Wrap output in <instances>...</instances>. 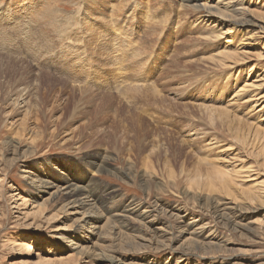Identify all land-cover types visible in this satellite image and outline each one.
<instances>
[{
    "label": "rangeland",
    "instance_id": "374dc122",
    "mask_svg": "<svg viewBox=\"0 0 264 264\" xmlns=\"http://www.w3.org/2000/svg\"><path fill=\"white\" fill-rule=\"evenodd\" d=\"M78 1L87 4V21L103 25L93 12L110 13L111 0ZM124 1L130 0L115 3ZM150 1L132 0L127 7L141 8L143 16L151 6L156 23L167 24L147 27L140 15L143 29L136 31L129 13L118 18L121 28L133 32L134 45L131 54L116 48L118 74L109 63L116 60L113 55H91L93 39L79 36L67 51L63 33L82 35L71 5L66 17L53 15V31L43 18L45 2L0 0V264H55L53 259L69 254L68 264H264L263 100L253 106L245 102L249 89L236 94L244 83L264 76V30L242 26L222 34L228 23L216 16L178 13L179 0H157L160 5L153 6ZM242 5L264 26V0ZM17 20L29 26L21 32ZM151 28L162 34L148 38L145 53L141 33ZM77 58L82 65L75 64ZM146 86H156L154 103L140 93ZM256 93L264 94V82ZM14 145L25 154L16 161ZM101 162L106 167L93 172L92 165ZM23 171L46 180L49 192L60 187L59 194L36 193ZM125 171L129 178L121 174ZM225 177L232 179L227 191L219 180ZM90 180L114 198L103 206L97 201L101 218L87 226L105 229L104 234L78 257L70 246L79 244L80 216L63 208L62 182L81 186ZM15 192L24 201L16 200ZM132 199L148 207L153 222L129 217V230L122 229L128 239L117 238L113 229L107 233L106 209ZM216 202L237 209L225 208L221 219L209 209ZM191 218L195 226H186ZM202 225L201 235L191 234Z\"/></svg>",
    "mask_w": 264,
    "mask_h": 264
},
{
    "label": "bare ground",
    "instance_id": "6f19581e",
    "mask_svg": "<svg viewBox=\"0 0 264 264\" xmlns=\"http://www.w3.org/2000/svg\"><path fill=\"white\" fill-rule=\"evenodd\" d=\"M43 2H45V5H43V14H44V17L43 18H48L47 22L50 23L53 31H54V27L57 26L56 24H54V22H52V17H54L53 15L57 16L58 14H63L65 13V9H66V6L67 5H71L73 8L76 9V11L78 12L77 13V18H79V20L77 21L76 20V23L77 25L79 23H81V26L77 29V31H81L82 35L79 33L77 34L76 33H73L72 31V35L71 33H63V37H64V41L66 42L65 45H67V51L71 50L70 47H72L70 45V43L72 42H76L78 40H81V38H84V41H87L89 42V39H93V41L97 42L94 47H93V50L90 51L91 55L92 56H95L96 58H99L100 55L102 54H108V55H113V57H115L116 60H112V62H109V63H112L114 66H115V71H118L120 74L121 73V65L118 64L119 62V59L117 58V54H116V51L118 50L119 52L123 50L125 51H130L129 48L131 49L133 45V43L129 40L130 37L133 35V32L132 31H127V26H124L121 28V26L119 25V20L118 18L123 14L125 16V14L127 15L128 13L130 14V17H129V20H130V23L133 25L134 27V30L138 31L140 28H142L140 22H139V18H140V11H141V8L138 10L135 8V6L133 5H130L129 7H127V5L132 1H124L123 3H120L118 5H116V0H111L109 5H110V8L108 6V9H111L110 13L107 14V11L102 8L101 10H98V11H94L93 12V15H96L97 16V20L100 21L103 25H98L95 27V25L92 23V19L91 18H88V21L87 19H85V15L86 13L84 12L83 10V6L85 5V7L87 6L86 3H81L80 1L78 0H67L65 3H60L59 0H41ZM62 1V0H61ZM157 0H151L150 1V5H154L156 3ZM181 3L177 4V7L176 9L174 10H177L178 13H184L186 12L187 10H195L197 12H202L203 11V14L200 15L201 17L202 16H216L217 18H219L224 24L225 22L228 23V28L227 29H224L223 33L222 34H228L231 30L235 29L236 27H245V26H253V27H257L261 30H264V26L262 25L263 23H261V21L255 19L251 13L247 12L246 9L244 7H242V0H217L216 3L214 4H211L208 0L200 3V0H179ZM169 2V1H168ZM139 3L141 4V2L139 1ZM165 3V2H164ZM162 4V3H161ZM121 5V6H120ZM155 5H160L159 3L155 4ZM164 5V4H163ZM162 5V6H163ZM170 5V4H168ZM172 5V4H171ZM174 5V4H173ZM242 7V8H241ZM41 8V7H40ZM160 8V7H159ZM39 9V8H38ZM133 9H136V11ZM144 8H142L143 10ZM41 11V12H42ZM155 11L154 8L151 6L149 7V10H146L145 11V14L142 16V19H144V25H148L147 27H153V26H161V24H167V21H158L159 23H156L155 21V17H154V14H155ZM195 13V12H194ZM38 14V13H37ZM41 13V15H43ZM128 14V15H129ZM198 14V13H196ZM31 15V14H30ZM67 15L66 13L63 14V16ZM165 15V14H164ZM179 15V14H178ZM73 16V15H72ZM158 16V15H157ZM66 17V16H65ZM71 17V16H70ZM127 17V16H126ZM167 17V16H166ZM185 17V16H184ZM29 18V16H28ZM76 18V19H77ZM37 19V18H36ZM42 21H44V19H40ZM165 20V19H163ZM168 20V19H167ZM18 21V29L23 30L24 28L26 29L29 25V21H26L24 23H22L20 20H17ZM55 21V20H54ZM82 21H83V24H84V27H83V24H82ZM147 21V22H146ZM79 22V23H78ZM26 23V24H25ZM40 23V22H39ZM56 23V22H55ZM146 23V24H145ZM43 24V23H42ZM48 24V23H46ZM28 25V26H27ZM27 26V27H26ZM34 26V25H33ZM40 27V26H39ZM47 27V25H46ZM63 27L65 28L66 26L63 25ZM144 27V26H143ZM164 27V26H163ZM37 29V27H35ZM44 28V27H43ZM69 28V27H68ZM165 28V27H164ZM152 29V28H151ZM45 30V29H44ZM43 30V31H44ZM64 30V29H63ZM62 30V31H63ZM70 30V29H69ZM75 30V29H74ZM158 30V28H157ZM156 29H152L150 31L149 34H146V33H141L142 36V43H141V49L143 48L145 50V45L148 46V44H145V43H148L149 42V37H152L153 35L156 36L157 33H159L160 35L162 34V31H157ZM163 30V28H162ZM24 31V30H23ZM34 31V30H33ZM37 31V30H36ZM46 31V30H45ZM61 31V30H60ZM169 31V29H168ZM22 32V31H21ZM47 32V31H46ZM70 32V31H69ZM36 33V32H35ZM34 33V34H35ZM49 33V32H48ZM51 33V32H50ZM27 34V33H26ZM32 34V33H31ZM78 35V37H77ZM40 36V34H39ZM43 36V35H41ZM55 36V35H54ZM62 36V35H61ZM81 38H80V37ZM94 36H97L94 38ZM154 36V37H155ZM151 39V38H150ZM153 39V38H152ZM155 39V38H154ZM58 40V39H57ZM112 40V44H113V48H112V45H111V41ZM157 40V39H156ZM63 41V42H64ZM155 41V40H154ZM153 41V42H154ZM230 42V40H227L226 43ZM37 44V43H36ZM87 44V43H86ZM144 44V45H143ZM150 44V42H149ZM75 45V44H74ZM152 45V44H151ZM150 47V45H149ZM74 48V47H73ZM117 48V50H116ZM46 49V47H45ZM122 49V50H121ZM134 49L136 50V48L134 47ZM141 50V51H144V50ZM78 49H76L75 51H77ZM134 52H138V50H136ZM149 50V48H148ZM45 51V50H44ZM74 51V50H73ZM74 51V52H75ZM117 51V53H118ZM146 51H147V48H146ZM146 51H144L146 53ZM151 51V50H150ZM85 52V51H84ZM109 52V53H108ZM149 52V51H147ZM143 53V52H141ZM143 53V54H145ZM77 54V53H76ZM131 54V53H130ZM84 56V54H82ZM124 55V54H122ZM37 56V55H36ZM81 55H78V57H83ZM128 56V55H127ZM36 58V57H35ZM91 58V57H90ZM111 58V57H110ZM83 59V58H81ZM108 59V58H106ZM144 59V58H143ZM16 60V59H14ZM79 60V61H78ZM85 60V58L83 59ZM97 61V60H96ZM118 61V62H117ZM218 62V60H217ZM235 62V60L233 61ZM76 65H82L83 64V61H81L79 58H77L76 62H75ZM100 64V63H99ZM30 65V64H29ZM82 67V66H81ZM89 67V66H88ZM40 70V69H39ZM112 70H114V68H112ZM145 70V69H144ZM144 70L142 72H144ZM46 71V70H45ZM102 71V70H101ZM112 72V71H111ZM37 74H40V75H43V76H49L51 79L55 80V78L52 76V75H49L47 73H43V72H39ZM117 74V75H118ZM112 75V74H111ZM256 80H254L253 82L251 83H244V85L239 88V90L236 92V94H239L241 93L243 90L245 89H249L248 91L251 92L252 95H249V97L247 98L248 101L246 100L245 102L247 103H252L253 106L257 105L261 102V110L264 109V94L263 95H259L256 93V90L258 88H260L262 86V83L264 82V76H262L260 79L259 77L257 76ZM111 79H112V83H117V79H118V76H115L114 74L111 76ZM143 83V82H142ZM261 83V84H260ZM154 85V84H153ZM152 85V86H153ZM80 88V87H79ZM144 88V89H143ZM142 88V92H140L143 96V99L145 98H148L150 100L153 101V103L156 101V98H157V90L154 89L156 88V86L151 87V86H146V87H143ZM131 92V91H130ZM133 92V91H132ZM138 92V91H137ZM136 92V93H137ZM128 93V92H127ZM140 93H137V94H140ZM14 147V152L12 153L13 155V158L12 160L13 161H16L17 157L18 156H23V152H17L18 151V147L17 146H12ZM20 148V147H19ZM145 148H142V151L144 150ZM28 151V150H27ZM26 153V152H25ZM30 154V153H29ZM150 154V153H149ZM25 155V154H24ZM25 158V157H23ZM22 160V159H21ZM148 162V161H147ZM144 164H147L146 162ZM105 162H101V163H96L94 165H92V169H93V172L95 173H100L106 166H105ZM146 166V165H144ZM108 167V166H107ZM151 167V166H150ZM152 168V167H151ZM130 170V169H129ZM153 171V170H152ZM22 172V171H21ZM25 173V174H24ZM129 172H122L121 174H123L124 178H129ZM132 173V172H131ZM23 174L25 175V177H21L23 179H26L28 180V185H30L31 188L34 189V191H36V193H39V194H48L49 196L48 197H56L58 194H59V188L57 186H53L55 187V191L53 192H49V190H47L48 188H51V186H49L48 182L45 180L43 181L42 178L40 177H36L34 175H32L31 173L29 172H24L23 171ZM145 174V173H144ZM143 174V175H144ZM120 175V174H119ZM147 175V174H146ZM223 177V176H222ZM131 179V178H130ZM140 179V178H139ZM138 179V181H139ZM222 179V182L226 185L224 186V184L221 182ZM226 177L225 178H219L220 182H221V186H223L224 190L227 191V189L229 188L228 185L231 180L232 182V179H227ZM128 180V179H127ZM142 180V179H141ZM140 180V181H141ZM229 180V181H228ZM91 182H87L86 184L84 185H75V182H69V181H63L62 182V186L63 188L61 189V191H63V194L61 195L62 198V202H63V208H68V209H71L70 211V214L72 215H79L80 218H77L76 220H78L77 222H79V226H80V235L78 236L80 239H79V244H75L73 243L70 247L72 248L71 250H73V256L74 255H77L78 254V257H79V254H81V252L85 249L88 248L87 244L88 243H92L91 239L95 238V239H99L101 238V235L104 234V230L103 229H100V228H96L95 226H90L88 227L87 225L90 224V221L91 220H99L101 217H100V213L101 211L99 210V208L97 207V201H100V204L99 206H103V205H106L108 202H110L111 199L114 198V195H113V192L111 193L110 191L109 192H106V193H101L97 190V187L95 186V183L90 180ZM144 181V179L142 180ZM148 181V180H147ZM142 183V182H141ZM145 184V183H144ZM231 184V183H230ZM227 193V192H226ZM22 194L19 192H15V194H13L14 198L16 200H21V201H24V198H22L21 196ZM13 198V197H12ZM14 199V200H15ZM253 199V198H252ZM251 201V200H250ZM16 202V201H15ZM157 202V201H156ZM23 203V202H22ZM224 203V202H223ZM222 202H216L215 205L213 204H210V208L211 211L216 214L219 218L223 219L225 218V208L226 209H230V210H236L237 208L235 206H228L227 207H221V206H224ZM226 204V203H224ZM168 206V205H167ZM62 207V206H61ZM166 207V206H165ZM240 207V206H239ZM118 208V209H117ZM244 208V207H243ZM166 209H170L169 207H167ZM208 209V208H207ZM66 210V209H65ZM177 210V209H176ZM239 210V208H238ZM246 210V208H245ZM248 210V209H247ZM67 211V210H66ZM96 211H98V213H96ZM168 211V210H167ZM232 211V212H233ZM242 211V209H241ZM106 212L109 214L108 216V219H107V224L105 225L107 228H108V231L107 233L109 232H113L114 231V234L116 235V237L118 236L119 238H122L123 237H127V235H124V230L122 229H128L129 228V223L127 222V219L129 217H134L135 219H139L141 222L146 220V222L148 223H152V219H149L151 214L150 210H148V207H144L143 203L138 201V200H129V201H124L123 203V206L121 207H116L114 210H110L109 208L106 209ZM169 212H171L169 210ZM178 212V211H177ZM229 212V211H228ZM231 212V213H232ZM246 212V211H245ZM244 212V213H245ZM69 213V212H68ZM227 213V212H226ZM241 213V212H240ZM168 214V213H167ZM173 214V213H172ZM171 214V215H172ZM170 215V214H169ZM228 215V213L226 214ZM234 215V214H233ZM156 216V215H155ZM175 216V215H174ZM240 216V215H239ZM168 217V215H167ZM232 217V216H231ZM237 217V216H236ZM133 218V219H134ZM154 218V217H153ZM176 218V217H175ZM181 218V217H180ZM233 218V217H232ZM178 219V218H177ZM192 219V218H191ZM176 220V219H175ZM189 220V219H188ZM219 220V219H218ZM234 220V219H233ZM236 221V220H235ZM181 222V220H180ZM188 222V221H187ZM140 223V222H139ZM195 223L196 221L194 219H192L189 223L186 224V226H195ZM141 224V223H140ZM143 225V224H141ZM201 225V223H200ZM207 225V224H206ZM131 226V225H130ZM145 226V224H144ZM150 227V226H149ZM205 227V226H204ZM208 227V226H207ZM259 227V226H258ZM106 228V230H107ZM167 228V227H166ZM260 228V227H259ZM258 228V229H259ZM77 229V228H76ZM98 229V230H97ZM113 229V231H111ZM149 229V228H148ZM160 229V228H158ZM185 229V228H184ZM183 229V230H184ZM207 229V228H206ZM73 230V229H72ZM123 233H122V231ZM129 230V229H128ZM161 230V229H160ZM209 230V229H208ZM143 231V230H142ZM163 231V229H162ZM203 231V225L202 227H197L196 229H194L192 231L191 234H200L202 233ZM106 232V231H105ZM164 232H167L164 230ZM186 232V231H185ZM211 232V231H210ZM158 233V232H157ZM160 233V232H159ZM213 234V233H211ZM201 235V234H200ZM92 236V237H91ZM160 236V235H159ZM193 236V235H192ZM210 235L207 234L206 238H209ZM117 237V238H118ZM161 237V236H160ZM171 238V237H170ZM129 239H132L129 237ZM189 239V238H188ZM210 239L212 240L213 237ZM25 241V240H24ZM96 241V240H95ZM158 241V240H157ZM190 241V240H189ZM200 241V240H199ZM20 242V241H19ZM202 242V241H201ZM28 243H30L28 241ZM70 243H72V241L69 242V245ZM83 243H85L86 245H82ZM18 244V243H17ZM22 244H24V246H27V244L25 242H23ZM97 244V242H96ZM213 244V243H212ZM98 245V244H97ZM94 247V245H93ZM32 249V248H31ZM26 250V249H25ZM88 251V250H87ZM28 252V250H27ZM38 255V253H37ZM70 257H72L71 254H69ZM40 256V255H39ZM69 257V256H68ZM57 258V259H53L51 262L55 263V264H68L69 261L71 260V258ZM77 257V258H78ZM82 257V256H81ZM66 259V260H65ZM48 260V259H47ZM71 262V261H70ZM72 263V262H71ZM70 263V264H71ZM75 263V262H74Z\"/></svg>",
    "mask_w": 264,
    "mask_h": 264
}]
</instances>
